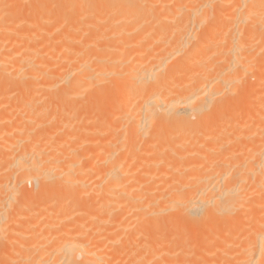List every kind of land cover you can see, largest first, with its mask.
I'll return each mask as SVG.
<instances>
[{"label": "bare ground", "instance_id": "bare-ground-1", "mask_svg": "<svg viewBox=\"0 0 264 264\" xmlns=\"http://www.w3.org/2000/svg\"><path fill=\"white\" fill-rule=\"evenodd\" d=\"M0 264H264V0H0Z\"/></svg>", "mask_w": 264, "mask_h": 264}, {"label": "rangeland", "instance_id": "rangeland-1", "mask_svg": "<svg viewBox=\"0 0 264 264\" xmlns=\"http://www.w3.org/2000/svg\"><path fill=\"white\" fill-rule=\"evenodd\" d=\"M84 106H85V109H87V107H88V110H89L90 107H89V104H88V103H85ZM85 109H84V111H83L84 114L86 113V110H85ZM90 111H91V110H90ZM90 111H89V112H90ZM88 159H89V158H88ZM89 160H90V159H89ZM89 160H87V161L85 160V161H86L85 165H89ZM87 168H88V166H87ZM85 185H86V184H85ZM29 186H31V185H29ZM84 187L86 188L87 185L84 186ZM84 195H87V194L85 193Z\"/></svg>", "mask_w": 264, "mask_h": 264}]
</instances>
